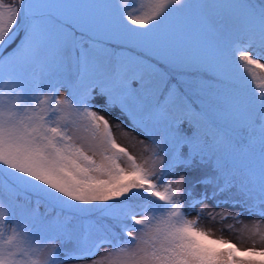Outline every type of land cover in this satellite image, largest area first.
Listing matches in <instances>:
<instances>
[{
  "label": "snow or ice",
  "instance_id": "snow-or-ice-1",
  "mask_svg": "<svg viewBox=\"0 0 264 264\" xmlns=\"http://www.w3.org/2000/svg\"><path fill=\"white\" fill-rule=\"evenodd\" d=\"M262 61L264 0H0V264H264Z\"/></svg>",
  "mask_w": 264,
  "mask_h": 264
},
{
  "label": "rangeland",
  "instance_id": "rangeland-1",
  "mask_svg": "<svg viewBox=\"0 0 264 264\" xmlns=\"http://www.w3.org/2000/svg\"><path fill=\"white\" fill-rule=\"evenodd\" d=\"M6 2H8V0H6ZM262 62H264V61H262ZM258 75L262 79H264V71H260L258 73ZM257 83H259V81H257ZM63 95H66V93L62 91L61 96H63ZM121 119H123V118H121ZM125 127H126V125H125ZM116 135H117V142L120 143L122 146L127 147L129 149V151L132 152L133 155H137V154L141 153L143 150V145H141L140 143H135V146L134 147L132 146V143H133L132 138L133 137L135 138V141L143 140L145 144L148 143V141L145 139V137H143L142 135H138L136 132H130V136H128V137L121 135L120 132H117ZM123 163L124 162L122 161V164ZM245 219H247V217H245ZM226 223H231V221H227ZM210 227H214V228L219 229L220 225H210ZM221 235H223V237L225 239L231 240L232 242L236 243L237 247H239L241 249L252 247V246H256V247L260 246L259 243L253 245L252 240L247 238V234H245L243 238H238V234L235 232L229 233V232L225 231L222 234L220 231L217 230L214 233V236L216 238H219ZM257 239H258V237H257Z\"/></svg>",
  "mask_w": 264,
  "mask_h": 264
}]
</instances>
